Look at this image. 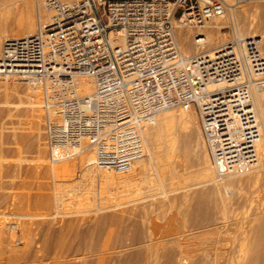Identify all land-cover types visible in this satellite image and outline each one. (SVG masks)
I'll return each mask as SVG.
<instances>
[{"label": "built area", "instance_id": "obj_1", "mask_svg": "<svg viewBox=\"0 0 264 264\" xmlns=\"http://www.w3.org/2000/svg\"><path fill=\"white\" fill-rule=\"evenodd\" d=\"M49 20L4 39L0 82L33 80L43 94L51 163L94 153L92 164L118 170L145 156L143 131L157 115L195 106L216 174L260 164L263 125L254 100L264 57L235 39L194 55L180 49L177 26L200 29L228 10L227 0H45ZM197 45L206 34L194 35ZM91 78L92 92L78 79Z\"/></svg>", "mask_w": 264, "mask_h": 264}, {"label": "rangeland", "instance_id": "obj_2", "mask_svg": "<svg viewBox=\"0 0 264 264\" xmlns=\"http://www.w3.org/2000/svg\"><path fill=\"white\" fill-rule=\"evenodd\" d=\"M242 1L239 3L235 1L236 4L233 1L232 3L234 4L232 5L227 0L231 6H228V10L223 16L214 19L220 21V25L222 24L220 34L222 33L221 36L224 39L220 43H214L210 38L207 39L205 47L195 43L194 35L196 33L208 34V24L200 29L181 27L190 31L189 42L194 51L188 53L181 44L176 30L177 40L182 53L188 56L200 52H211L235 39H241L243 41H255L264 57V29L259 23L261 22V5L264 4V0ZM43 2L45 3V0H39L36 3L37 16L39 17L41 10L43 17L41 21L37 18L35 32L41 23H46L49 20V13L44 8ZM237 32H242L244 36ZM18 35V33L12 31L6 32L2 36L0 53L4 39L7 37H18ZM13 78L17 79L16 83L13 82ZM28 80L26 77H11L8 89L5 87V81L0 82V227L2 224L1 220L3 222L6 220V223H4L10 227V225H16L15 222L19 216L26 214L39 215L41 217L37 216L36 220H32L34 222L47 221L46 223H48L51 220L48 223L49 225L51 224V231L48 230L50 229L48 226L46 228V225H48L46 223H44L45 226L40 223V225L42 224L41 227H39L40 225L37 227L38 223L36 222V227L32 223L35 232L38 233L39 231V237L35 233V242L38 240L37 243H39H35L36 245H33L34 243L31 244L34 247L33 251H37L36 246H41L43 232L45 231L46 233L47 230L51 233V238H62L64 241L72 243L73 247L78 245L76 232L84 233L88 229L93 231L89 241L91 239L94 242L102 240L106 233L98 228L99 217L111 214L116 215V218H122L124 225H128V234L130 236L134 233L135 227L148 228L149 230L150 226L152 228L156 227L158 235L169 234L179 230V220L182 217L178 207L173 208L171 206L172 200L189 193L195 194L204 190L209 191L216 186H221L222 193L217 196V205L213 206L215 209L213 226L194 230L192 233L195 238L192 240L194 246L209 247L213 254L220 247H223L225 251L236 245L235 248L239 247L251 222L250 220L260 216L257 211L264 204V199H262L264 198L262 197L264 168L260 170L262 174L259 177L257 176V178L253 171L252 173L248 171L242 174L219 177L216 174L211 155L204 140L199 112L195 106L189 107V116L187 117L181 115L182 111L186 110L184 107L170 108L157 115L159 118L167 112L176 114V126L173 132H165L164 136L161 135L164 140L162 137L158 140L159 144L156 148L157 158L155 157L156 160L154 159V161L147 159V162L150 161L146 164L148 168H142L141 164L134 163L133 166L124 169H100L93 164H86L85 161L80 164L79 156L82 154L61 162L51 163L48 149L47 118L42 108L43 94L40 95L42 89H40L41 91L39 90V98L42 100L39 99L40 103L37 106L34 105L35 108H33V102L35 101L34 96H31L33 85L27 83ZM6 90H8V93H6ZM256 103L258 104V102ZM258 106L256 107L259 111L260 106ZM39 132L40 134H38ZM183 144L185 145L183 146ZM89 152L93 153L92 151ZM259 154L260 163L262 164L263 156L261 151ZM92 157H94V153ZM64 168L69 171L63 173L62 170ZM206 181L208 182L204 184ZM41 199L44 203H41ZM48 201L49 203L45 204ZM217 207L220 208L219 211ZM42 216H46L47 219L46 217L42 219ZM70 221L73 222V228L66 230ZM9 227L6 229V234L9 233ZM42 227H45L43 231L40 229ZM108 228L112 229L113 238H116L120 231L119 227L117 225H107L106 229ZM59 229L64 231L62 230L61 235L57 236L56 232H60ZM148 230L145 229V231ZM17 231L13 232V234L10 231L14 238L17 236L15 239L7 234L8 240L5 239V241L0 236L1 264L2 262L8 264L7 262L11 260L9 255L13 246H17L18 250L21 251L23 249H25L23 251L32 250L33 248L29 245L31 249L28 246L25 247V241H22L23 232L20 228ZM71 247L70 249L73 248ZM161 247V245L158 246L159 250L162 249ZM74 250L75 248L72 251L67 250L64 253H59L60 256L55 259L54 249L51 246L50 258L46 261L44 259L41 260L40 258H43V253H45L42 251L41 256L43 257L38 254L40 261L38 264H42L43 261V264H54L56 263L55 261L58 264H88L91 261L92 263L96 262L95 259L98 257L96 250H92L93 252L88 251L89 254L85 249H81L84 254H82L81 250H77V253ZM134 250V247L125 250L118 249L116 254L113 252V255H117L116 261L118 263ZM38 251L40 252L41 250L38 248ZM68 251L72 254H67ZM20 254L21 252L17 253V255ZM68 257L72 261H68ZM159 258L157 264L162 263L163 258L161 256ZM18 264L20 263L18 262ZM21 264L28 263L21 261Z\"/></svg>", "mask_w": 264, "mask_h": 264}, {"label": "bare ground", "instance_id": "obj_3", "mask_svg": "<svg viewBox=\"0 0 264 264\" xmlns=\"http://www.w3.org/2000/svg\"><path fill=\"white\" fill-rule=\"evenodd\" d=\"M38 1L39 0H0V48H1L2 36L5 35L6 32L12 31L14 33H18L19 34L18 37L29 36V35H32L35 33L36 20H37V18H39V20L41 21L42 17H43L41 10H40L39 17L37 16V7H36L37 4L36 3ZM228 1L231 2V4L233 5L235 3V1H237V3H239L242 0H228ZM233 1H234V3H232ZM230 6L231 5L229 4V7ZM261 10H262V12L260 11L261 22H259V23H261L260 26H263V29H264V4L261 5ZM214 19L215 18H213L212 20H210L207 23L208 24L207 26L209 28V32L206 35V41H207V39L210 38L214 43H220L224 39V37L221 36L222 33L220 34V32H221L220 29L222 28V26H221L222 24L220 25V23H219L220 21L214 20ZM189 32L190 31H188L186 29H182L181 26H177V36H178L181 44L183 45V47H185V49L188 53H191L194 50L192 49L193 47H191V44L189 42ZM242 32H237V33H239L240 35H243ZM263 41H264V39H263ZM10 78L5 80V83H6L5 87H7V89L10 86V85H8L10 83ZM91 81L92 80L89 77H83V78L78 79L80 87L85 92H92L93 91V86H92ZM13 82L16 83L17 79L13 78ZM27 83H30L31 85H33L32 89H31L32 92L31 91L30 92H31V96H34L33 98L35 101L33 102V108H35V106H37V104L40 103V101H39V99H40L39 98V93H40L39 90L41 88L31 79H29ZM6 93H8V90H6ZM41 94L42 93H40V95ZM40 100H42V99H40ZM254 100H255V105L260 106V110L259 111L257 110V112H258L260 120L263 123V135H262L261 140L258 144L259 153L261 151L262 156H263L262 157L263 162L261 161L262 164L260 163L257 168L252 170L254 172L253 174L257 178V176L259 177L262 174L260 172V170H262L264 168V86H260V85L255 86V88H254ZM256 102H258V104ZM36 110H38V109H36ZM181 115L183 117L189 116V108H186V110L184 109V111H182ZM179 118L181 119V117H179ZM176 120H177L176 114L171 113V112H167L159 118L156 117V119L153 123H151L145 127V129L143 131V137H144V140L146 142L145 156L142 159L136 161L135 164H139V165L141 164L142 168L143 167L148 168L146 164L149 163L150 161L147 162V159L149 158L150 160L154 161V159L156 157V148L159 144L158 140H160L159 138L162 137L161 135L165 134V132H173L174 131L175 126H176ZM177 125H178V123H177ZM39 129H40V126H39ZM38 134H40V132ZM39 136H41V135H39ZM162 139H163V137H162ZM162 139H161V141H162ZM38 144L40 145V143H38ZM184 145L185 144H183V146ZM88 152L89 151H86V152L82 153L81 156H79L80 164H83L82 163L83 161H85L86 164H88V165L92 164L93 159H94V157H92L93 153L91 154L89 152L90 153L89 154ZM68 171L69 170H67L65 168L62 170L63 173H67ZM252 171H251V173H252ZM93 172H94V170H93ZM90 173H92V172H90ZM57 174H59V172H57ZM207 182L208 181L204 182V184H206ZM223 185H225V187H227L226 184L223 183ZM262 191H263V195H264V184L262 186ZM221 193H222L221 186H216L215 188H213L212 190L210 189L209 191L204 190L201 192H196L195 194L189 193V194L181 196L180 198H175L174 200H172V202L170 203L171 206L173 208L178 207L179 212L182 215V217L179 220V224H180V227H178L179 230H177L176 232H171L169 234L163 233V234L158 235L156 227L152 228L150 226L149 230H148V228H145L148 231H145L144 228H139V227L136 228L135 227L134 233L130 236L128 234V227H127L128 225L127 226L124 225V221L122 220V218H120V217L116 218V215H114V214H111L109 216H101V217H99V220H98V225H99L98 228H99V230H102V232L106 233V236L102 240H96L94 242V241H92V239H91V241H89V238H91V236L93 235V231L91 229H88L84 233L76 232V239H77V244H78V245L77 244L76 245L78 247L77 246L73 247L72 243H69L68 241L66 242L62 238H57V237L51 238V233L48 231V230L51 231V228H50L51 224L50 225L48 224L49 222H51V220L49 219L50 221L48 223H46L47 221L46 222L45 221L40 222V223H43V226H45L44 223L48 224V225H46V228L48 226L50 229H48L46 231V233H45V231L43 232L44 233L43 237L40 235L42 237L41 238V240H42L41 246H36L35 248L37 249V251H33L34 247L31 246V244L34 243L33 245H36L35 243H37L38 240L35 242V233L38 235L39 229L36 230V231H38V233L35 232L34 226L36 227L37 224H35L36 221L34 222L32 220H36L37 216L39 217V215H33V214L21 215L17 218V221L15 220L16 225H14V226L10 225V227H9V225L6 226L7 225V224H5L6 220L4 221L5 223L3 222V220H1L2 224L0 227V236L4 240L5 239L8 240V236H6L7 234L9 235V237L10 236L13 237L14 236V235L12 236L13 232L17 231L18 228H20L23 232V233L21 232L23 234V237L21 235V237L23 239L21 237L20 238L22 239V241L23 240L25 241V247H27L28 245L33 247L32 250H26V251H23L25 249H23L22 251L18 250L17 246L16 247L13 246V248L10 247L11 252H10L9 258L11 260L7 263L8 264H16V263L18 264V262H19L21 264V261H23V262L26 261V263H28V264H38V263H40V261L38 259L39 258L38 254H40L39 256H41L42 251H44L45 253H43L44 257L41 256L43 258H40V259L41 260L44 259L46 261L48 258H50L49 255L51 254V246H52L54 249L53 253H54L55 259H57V257L60 256L59 253H64L67 250L72 251V249H74V248L76 250V251L74 250V252H76V253H77V250L80 251L81 249L82 250L85 249L87 252L92 251V250L93 251L96 250L98 252V253L96 252V254L98 255L97 259H95L96 262L92 263V261L91 262L89 261L90 263H88V264H157L158 260L160 259L159 258L160 256L163 258L161 264H264V204H262L261 206L259 205L260 207L258 209L259 211H257V214H260V216L254 217L253 220H250L251 222L249 223L248 228L246 227L247 230L245 232L244 239L241 242V244L239 245V247L235 248L237 246L236 245L235 247H232L231 249H229L227 251H225V249H223V247H220V249H217V251L213 254V253H211V250L209 249V247L194 246V242L192 239L195 238V236L192 232L194 230L196 231L197 229H201V228L205 229L214 223L215 209L213 208V206L217 203V196H220ZM263 195H262V197H264ZM262 199H264V198H262ZM41 201H42L41 203H44V201L42 199H41ZM47 203H49V201L46 202L45 204H47ZM217 208L219 211L220 208L219 207H217ZM178 209H176V210H178ZM44 217H46V216H44ZM44 217L42 216V219ZM39 218H41V217H39ZM42 219H40V220H42ZM46 219H47V217H46ZM29 220H31V221H29ZM32 223L34 224V226ZM36 223H38V225H37V227H38L40 225V223L39 222H36ZM41 225L39 227H41ZM72 225H73V222L70 221L66 230H71L73 228ZM107 225H109V226L110 225H112V226L117 225L119 227L120 231H119L118 235L116 236V238H113L111 228L106 229ZM7 227H9V231L7 230L9 233L6 234ZM43 228H45V227H42L40 229L43 231ZM62 230H60V232H56L57 236L61 235L60 233L63 232L65 230V228L63 231ZM10 231L12 234L10 233ZM17 232H19V231H17ZM204 235H206V234H204ZM38 237H39V235H38ZM14 239H13V241H14ZM41 240H40V242H41ZM22 244H23V242H22ZM160 245L162 246L161 250H159V248H158V246H160ZM9 246H11V245H9ZM29 246H28V248H29ZM37 247L39 248V250H41L40 252L38 251ZM70 247L72 249H70ZM130 247H134L135 250L132 253H129V255L124 260L117 263V261H116L117 255H113V252H115V254H116L118 249L125 250V249H129ZM21 248H23V247H21ZM29 249H31V248H29ZM19 252H21V254L17 255V253H19ZM69 253L70 252L68 251L67 254H69ZM71 254L72 253H70V255ZM82 254H84V251H82ZM88 254H89V252H88ZM65 256H66V254H65ZM73 257H71V258H73ZM64 259H65V257H64ZM82 259H85V258H82ZM63 260H62V262H63ZM68 261H72V260H70V258H69ZM55 262L56 263H54V264H58L57 261H55ZM43 263H44V261H43ZM0 264H1V262H0ZM2 264H4V263L2 262Z\"/></svg>", "mask_w": 264, "mask_h": 264}]
</instances>
